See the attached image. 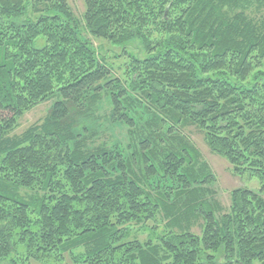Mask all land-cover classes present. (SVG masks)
Returning a JSON list of instances; mask_svg holds the SVG:
<instances>
[{
	"label": "trees",
	"instance_id": "16d2710c",
	"mask_svg": "<svg viewBox=\"0 0 264 264\" xmlns=\"http://www.w3.org/2000/svg\"><path fill=\"white\" fill-rule=\"evenodd\" d=\"M83 2L87 33L127 59L105 84L113 121L132 127L130 113L145 110L151 125L195 128L259 189L233 190L228 208L203 199L190 187L212 174L184 140L160 168L179 184L169 194L150 185V158L138 175L113 150L73 145L68 106L89 92L98 101L113 69L103 47L82 37L67 0H0V264H264V0ZM134 38L143 48L130 53ZM54 98L42 125L11 138ZM147 231L155 238L134 237Z\"/></svg>",
	"mask_w": 264,
	"mask_h": 264
},
{
	"label": "rangeland",
	"instance_id": "374dc122",
	"mask_svg": "<svg viewBox=\"0 0 264 264\" xmlns=\"http://www.w3.org/2000/svg\"><path fill=\"white\" fill-rule=\"evenodd\" d=\"M69 5L73 8L74 13L78 17L81 23L82 37L90 41L94 48L103 47V55L107 57V63L111 65L113 69L111 74L107 76L106 80L102 83L101 89L97 92L98 101L91 105L90 97L93 93H88L84 96L81 105L69 104L71 114L75 118V137L73 145L79 143L83 145V148L88 149H100L106 148L113 150L114 156H120L122 161H130L131 170L138 175H144L146 172V165L144 163V157L150 158V163L153 169L157 170V173L148 176L149 183L153 188H160L163 191L169 193H176L179 191V184L175 179L176 176L168 174L170 170L162 171L160 168L163 163L166 162L165 155L173 152H179L182 145L181 141H187V145L195 147L201 156L202 160L210 170L212 174V183L204 184L199 183L193 185L192 188L203 189L207 192L202 195L211 200H216L222 206L228 208L230 205V193L238 188H249L251 190H258L259 183L256 180H250L248 177H237L230 172V165L228 161L216 154L210 152L208 147L204 143L203 135L195 128H190L185 132L179 133L178 131H170L167 126L151 125L152 115L145 110H133L130 113V117L133 120L134 126H128L120 122L113 121L112 117V99L109 97L110 87H106L105 84L115 79H121L124 75V65L127 62L126 56L122 55L121 46H115L105 41L92 37L85 30L83 24V15L85 12V5L83 0H67ZM42 42V41H40ZM129 48L127 51L135 53L134 49L143 48L142 39L134 38L131 42H127ZM122 55L118 59L116 55ZM108 66V65H107ZM108 66V67H109ZM56 99L47 100L40 105L34 107L26 114H24L18 123L16 130L11 134V138L19 137L23 135L33 125H42L44 120L48 117ZM76 108L77 114L71 109ZM130 111V110H128ZM82 112V113H81ZM151 127V128H150ZM182 139V140H180ZM146 146H141L140 142L143 141ZM148 141V142H147ZM111 152V151H110ZM116 161V160H115ZM132 161V162H131ZM147 166V167H148ZM112 172V168H109ZM196 172V170H194ZM116 173V172H115ZM119 175V174H117ZM146 175V174H145ZM172 200V198H171ZM202 200V199H201ZM150 227L154 224L149 223ZM158 228V232L163 230L162 225ZM198 234L199 229L195 230ZM151 232L147 231L143 234L138 233L134 235L141 241H145ZM155 238V236H152ZM30 264H62L61 261H56L52 257L42 258V262L31 261ZM2 264H7L2 263ZM64 264V263H63Z\"/></svg>",
	"mask_w": 264,
	"mask_h": 264
}]
</instances>
